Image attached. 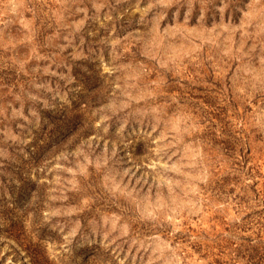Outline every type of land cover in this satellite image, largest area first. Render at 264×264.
Wrapping results in <instances>:
<instances>
[{
	"label": "rangeland",
	"instance_id": "1",
	"mask_svg": "<svg viewBox=\"0 0 264 264\" xmlns=\"http://www.w3.org/2000/svg\"><path fill=\"white\" fill-rule=\"evenodd\" d=\"M0 264H264V0H0Z\"/></svg>",
	"mask_w": 264,
	"mask_h": 264
}]
</instances>
